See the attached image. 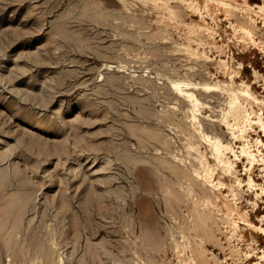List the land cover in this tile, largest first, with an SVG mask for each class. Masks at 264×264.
<instances>
[{
    "label": "rangeland",
    "instance_id": "1",
    "mask_svg": "<svg viewBox=\"0 0 264 264\" xmlns=\"http://www.w3.org/2000/svg\"><path fill=\"white\" fill-rule=\"evenodd\" d=\"M260 120L264 0H0V264H264Z\"/></svg>",
    "mask_w": 264,
    "mask_h": 264
},
{
    "label": "bare ground",
    "instance_id": "2",
    "mask_svg": "<svg viewBox=\"0 0 264 264\" xmlns=\"http://www.w3.org/2000/svg\"><path fill=\"white\" fill-rule=\"evenodd\" d=\"M258 123H259V122H258ZM260 123H261V124H262V126H263L262 128H264V124L262 123V121H261V120H260ZM261 124H260V125H261Z\"/></svg>",
    "mask_w": 264,
    "mask_h": 264
}]
</instances>
